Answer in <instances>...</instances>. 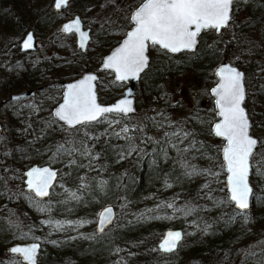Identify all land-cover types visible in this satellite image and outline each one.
Listing matches in <instances>:
<instances>
[{
    "label": "trees",
    "instance_id": "16d2710c",
    "mask_svg": "<svg viewBox=\"0 0 264 264\" xmlns=\"http://www.w3.org/2000/svg\"><path fill=\"white\" fill-rule=\"evenodd\" d=\"M139 1L68 0L66 6L60 9H53L51 3H47L29 22L24 23L29 0H0V64L4 63L7 72L3 81H0V98L13 84L10 77L19 75V85L25 88L35 86L37 76L47 64L54 62V56L70 55L79 59L81 65L67 71L68 79L83 70L94 69L97 73L95 88L98 99H112L117 94L114 87L122 84V81L113 79L108 69H99L97 65L102 54L118 41L131 24L129 11ZM73 12H77L82 23L89 26V39L83 50L74 45L72 33L61 32L57 24L48 30H40L46 22L70 16ZM28 27L32 28L34 35L40 36L41 43H35L30 50H20L18 40ZM147 53V65L139 73L133 88L135 106L138 101H141V106L126 114L134 124L135 133L127 139H109L106 135L94 136L92 139V143L98 147V156L107 157L110 152L116 151L123 162L117 169H108L105 173L95 170L85 183L82 197L90 195L95 197L93 201L100 202L109 194V203L113 205L115 215L119 214L123 204L131 202L155 181L178 179L182 171L181 155L170 156L159 136L152 141L143 135L141 139L139 131L143 123L141 111L146 103L161 97V101L169 100L171 91L164 87L168 76L190 72L198 82V86H188L190 94L198 91L212 102L208 87L215 81L213 67L225 57L243 69L244 104L250 126L259 122L264 131V0H233L227 26L219 31L202 29L191 50L169 52L149 43ZM104 80L105 86L99 89ZM51 106L40 105L43 111L34 113L23 111L19 108L22 104L17 107L10 99L0 102V241H4L0 247V264H23L17 255L7 251V246L15 241L39 240L35 232L40 221L39 215L49 210V197L60 181L58 172L49 195L43 199L36 198L23 187L22 169L35 159L36 162L54 165L63 154L73 158L74 151L69 154V151H61L60 147L76 151L84 131L75 129L79 126L86 128L96 122L66 126L51 115L48 110ZM146 108L150 110L151 107ZM211 117L213 120L214 112ZM212 137L219 154L222 140ZM35 152L37 155H34ZM253 155L250 157V166ZM249 182L252 187L251 208L264 200V179L257 182L250 178ZM213 206L217 211L211 214L209 207ZM175 207L182 210L183 214H186V209H191L187 215L196 218L199 224L193 239L186 244L191 247L185 254L181 248L185 246L187 231L181 223L175 222L174 226L162 224L164 227L157 232L148 229L145 218L113 220L101 232H97L96 240L83 250L92 248L96 252L104 251L111 255V260L112 257L124 259L117 264H157L160 262L157 258L161 261L164 258L167 264H264V248L259 247L260 244L249 250V243L239 235L230 231L223 234L230 228L232 220L245 211L236 210L229 204L223 182L207 187L201 185L200 181L195 182L194 186L179 194ZM204 208L208 215L202 218ZM91 217L93 219L94 215ZM166 227H180L183 232L176 249L167 253L158 251L155 245ZM135 236L137 240H133ZM130 247H134L132 252ZM44 249L45 246L40 245L37 264H42ZM45 262L70 264V259L64 261L61 258L57 261L54 256H49Z\"/></svg>",
    "mask_w": 264,
    "mask_h": 264
},
{
    "label": "rangeland",
    "instance_id": "374dc122",
    "mask_svg": "<svg viewBox=\"0 0 264 264\" xmlns=\"http://www.w3.org/2000/svg\"><path fill=\"white\" fill-rule=\"evenodd\" d=\"M47 3H51V0H29L28 12L23 18L24 23L29 22ZM58 21L59 19L46 22L40 30H48ZM34 36L35 43L40 44V36ZM53 61L47 64V67L37 76L38 87L32 86L34 88L31 94L19 99H10L14 105L18 107L22 104L19 108L23 111L38 113L43 111L39 108L40 105H53L60 98L61 80L68 79L67 71L79 67L81 63L79 59H74L70 55L54 56ZM6 75L4 63H1L0 81H3ZM10 80L13 84L2 95L25 89L19 85V75L10 77ZM197 83V79L188 71L170 75L164 81L165 89L171 91L169 100L161 101L163 97L157 98L146 103V106L151 107L150 110H147L145 106L141 111L143 114V123L139 126L141 139L142 135L150 141L159 136L170 156L181 155L183 168L180 176L178 179L155 181L131 202L123 204L119 214H116L114 218V222L121 219L145 218L148 229L157 232L164 227L162 224L174 226L175 222L181 223L187 231V239H184L185 246L181 248L184 254L190 249L191 245L186 244L193 239L199 224L196 218L183 214L182 210L178 211L175 207L179 194L194 186L197 181H200L203 186L221 183L224 175L219 154L212 143L214 135L210 131L211 115L214 112L212 102H209L210 99L205 94L202 97L198 91L192 94L188 91V86L195 87L198 86ZM124 84L125 82L122 81V84L114 87L117 93L114 97L120 94ZM104 86L105 80L101 82L99 89ZM140 106L141 101H138L135 107L137 109ZM124 128L128 131L124 132ZM75 130L84 131V137L80 139V143H77L78 149L74 151L73 158L63 154L54 164L58 167L60 181L49 197V210L39 215V225L35 227L40 245L45 246L41 263L46 264L45 259L49 256H54L57 261L61 258L64 261L70 259V264L122 263L124 259L112 257L113 260H111V255L104 251L96 252L92 248L83 250L89 243L96 240L95 236L99 234L94 229L96 212L100 205L109 203L111 197L107 194L102 201L96 202L93 201L95 197L90 195L86 198L82 197V191L85 189L89 176L94 174L95 170L105 173L108 169H117L123 162V158L116 151L110 152L107 157L98 156V147L92 143L94 136L106 135L109 139L112 137L127 139L135 133L134 124L129 121L126 114L110 112L102 114L91 126L86 128L79 126ZM250 131L260 139V142L251 158L249 179L253 178L259 182L264 179V131L259 122L250 126ZM34 155H37L36 152ZM197 188L199 189V186ZM90 198L92 201H89ZM168 204H172L173 207L168 208ZM209 208L211 214L216 213L214 206ZM92 215H94L93 219ZM201 215L202 218L208 215L205 208ZM229 231L246 240L249 243V250L259 244V247L264 248V200L260 205L248 208L237 215L232 220L230 228L223 234ZM132 238L137 240L136 236ZM3 245L4 241H0V247ZM130 249L132 252L134 247ZM122 250L124 251L125 248ZM157 259L160 261L157 264H167L164 258L162 261L160 258Z\"/></svg>",
    "mask_w": 264,
    "mask_h": 264
},
{
    "label": "snow or ice",
    "instance_id": "6c2138e0",
    "mask_svg": "<svg viewBox=\"0 0 264 264\" xmlns=\"http://www.w3.org/2000/svg\"><path fill=\"white\" fill-rule=\"evenodd\" d=\"M66 3L67 0H55V7L59 9ZM232 4L233 0H142L141 5L131 16L135 28L127 34L123 45L107 58L104 67L113 68L117 73V80H126L129 76L136 77L147 65L145 55L147 41L171 52L192 49L202 29L214 28L219 31L220 28L227 26ZM79 23L77 19L66 24L64 30L79 31ZM81 35L86 36L84 33ZM22 46L24 49L33 47L32 33L27 34ZM218 74L223 77V82L213 91L219 96L216 103L220 107L223 121L217 123L214 130L217 136L227 140L224 158L227 162V171L230 173L228 176L230 199L239 210H246L249 208V195L252 191L247 183L249 158L253 155L257 140L248 134L249 122L241 107L244 100L243 73L235 68L225 67L221 68ZM94 79V76H86L83 80L68 85L64 103L59 106L55 116L74 127L95 121L104 113L127 114L133 111L131 101L128 99L121 100L111 107L97 105L90 86V81ZM123 131L127 132L128 129L124 128ZM60 150L69 151V154L75 151L64 149L63 146ZM25 175L29 177L26 182L28 187L34 190L36 195L41 197L48 195L47 188L55 176L54 172L47 168H33ZM167 207L172 208L173 205L168 204ZM185 211L187 214L191 209ZM110 213L111 209H106L101 214V225L110 222ZM180 240V232L169 231L161 241L159 249L172 252ZM36 249L37 245H32L28 248L13 247L10 251L23 253V259L34 264Z\"/></svg>",
    "mask_w": 264,
    "mask_h": 264
},
{
    "label": "water",
    "instance_id": "95a60500",
    "mask_svg": "<svg viewBox=\"0 0 264 264\" xmlns=\"http://www.w3.org/2000/svg\"><path fill=\"white\" fill-rule=\"evenodd\" d=\"M141 3H142V0H140L129 11V20H130L131 24L125 29L124 33L121 35V37L118 39V41H116L115 43H113L102 54V56H101V58H100V60L98 62L97 67L99 69H108L111 72V75H112L113 79H115V80H117L116 79L117 73L115 72V70L113 68H105L104 67V64H105L107 58L109 56H111L115 52V50L117 48H119V47H121L123 45V42L127 39V34L129 32H131L135 28V23L131 20V16H132L133 12L141 5ZM66 4L63 7H65ZM51 7L53 9H57L55 7V0H51ZM77 19L80 22L79 23V31H65L64 30V25L70 24L71 22H73V21H75ZM57 27L63 33H68V32H71L72 33L74 45L76 47H78L81 50H83L85 48V46L87 44V41L89 39V26L84 25L82 23V20H81L79 14L77 12H73L70 16H66L64 18L59 19V21L57 23ZM214 30L217 31L216 29H214ZM28 33H32V35H33V47L35 46V36H34L33 30H32L31 27H28V28H26V30L23 32V34L21 35L20 39L18 40V47H19L20 50H30V49L33 48L32 47L30 49H24L23 46H22L23 45V41L26 38V36H27ZM82 33L86 34V36H82L81 35ZM196 42H197V37H196ZM149 43H151V41H147L146 42L147 47H146L145 55L147 57V61H148L147 49H148V44ZM157 46H159V45H157ZM165 50H167V49H165ZM187 50H191V49H187ZM167 51H169V50H167ZM169 52H171V51H169ZM225 67L235 68L237 71L243 73L242 85H243V88H244V99H245V84H244V72H243V69L241 67H239L238 65H236L235 63H233V62L227 60L225 57H223L220 61H218L214 65V67H213V74L215 76V81L213 83H211L209 85V87H208V92L211 95L212 105H213V109H214V119L210 123V131H211V133L214 136H216V137H218V138H220L222 140V143H221L220 148H219V157H220V160H221V163H222V167H223V170H224L223 186H224V190L226 192V197H227L228 201L231 202V205H232L233 208H235L236 210H239L236 207L235 202L231 201V199H230V185L228 184V176L230 175V173L227 171V162L225 161V158H224V148L227 146V140L224 137L217 136L215 134V130H214L215 129V125L217 123H222L223 117L220 115V111L221 110H220V107L216 103V101L219 99V96L217 95L216 92L213 91V89H218L220 83L223 82V77L220 74H218V72H219V70L221 68H225ZM225 75H226V73H225ZM86 76H94L95 77L94 80L90 81V86H91L92 92L95 95V102H96L97 105H99L101 107H111V106L116 105L121 100L128 99V100L131 101V107H132V109L133 110L135 109V102H134V97H133V88H134V83L137 80L139 74L136 77L129 76L126 80H121V81H124L125 84L121 88L120 94H118L117 96L113 97L110 100L101 101L97 97V92H96V88H95V80L97 78V73H96V71L94 69H86V70H83L78 75H76V76H74L72 78L61 80V83H62L61 95H60V98L51 106L50 113H51V115L53 117H55L57 120L61 121L64 125L69 126L64 121L60 120L57 116H55V112L57 111V109L59 108V106L64 103V98H65V95H66L67 90H68L67 89V86L68 85H71V84H75V83L83 80ZM34 87L36 88L38 86L36 85ZM34 87H27V88L22 89V90L10 91V92L6 93L4 96H2L0 98V102L6 101L7 99H13V97H22V96L31 94ZM241 107L244 109L245 114H246L247 119H248V122H249L248 134L251 137H253L254 139L257 140V144H256L255 148L253 149V151H254L257 148V146H258V137L254 133H252L250 131V119H249V116H248V113H247V110H246V106L244 104V100L241 103ZM117 113H120V112H117ZM120 114H123V113H120ZM0 130H1V124H0ZM33 168H37V169H45V168H47V169H49L50 172H54L55 173V176L52 177V179L50 181V184H49V187L47 188V192H48V195H49L50 190H51V187H52V185L54 184V182H55V180L57 178L58 167L56 165L50 164L48 162H36V161H32V162H30L28 165H26L22 169V174H23V176H22L23 187L26 190L30 191V193L33 196H35L36 198H40V199L46 198L48 195L47 196H43V197L36 195L35 191L32 190V189H30L28 187L27 183H26L27 180L29 179V177H27L25 174L28 171H30L31 169H33ZM249 170H250V158H249ZM247 183H248L249 187L252 190L251 184L249 182V172H248V176H247ZM250 195H251V193H250ZM250 195H249V205H250ZM106 209H111L110 222L101 225L100 224L101 214L104 213ZM239 211H243V210H239ZM114 217H115V210H114V207H113L112 204H110V203H104L101 206H99V208H98V210L96 212V215H95V219H94V229H95V231L96 232H101L107 225H109L114 220ZM169 231H173V232L178 231V232H180L181 233V240H182L183 232H182V230H181L180 227H166V228H164L162 230L160 236L158 237V239L155 242V245H156L158 251H160V252H164V251H162V250L159 249V245H160L161 241L165 238L166 234ZM178 243H177V245H178ZM32 245H37V249H36V252H35V255H34V264H37L38 263L37 262V257H38V252H39V248H40V242L38 240H25V241H15V242H12V243H10L7 246V251L9 253H11V254L17 255L19 257L20 261L23 264H31V262L23 259V253H12L10 251V249L13 248V247L28 248V247H31ZM224 264H235V263L234 262H227V263H224Z\"/></svg>",
    "mask_w": 264,
    "mask_h": 264
}]
</instances>
